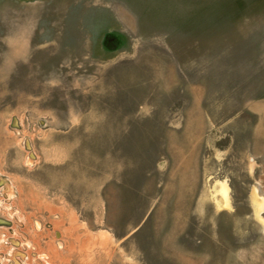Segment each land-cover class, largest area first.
Instances as JSON below:
<instances>
[{
	"label": "rangeland",
	"instance_id": "rangeland-1",
	"mask_svg": "<svg viewBox=\"0 0 264 264\" xmlns=\"http://www.w3.org/2000/svg\"><path fill=\"white\" fill-rule=\"evenodd\" d=\"M0 264H264V0H0Z\"/></svg>",
	"mask_w": 264,
	"mask_h": 264
},
{
	"label": "crops",
	"instance_id": "crops-1",
	"mask_svg": "<svg viewBox=\"0 0 264 264\" xmlns=\"http://www.w3.org/2000/svg\"><path fill=\"white\" fill-rule=\"evenodd\" d=\"M17 219L19 220V224H18V229L19 231L23 232V234L25 235H22V234H17L15 233L16 235V238H14L15 240L13 241V245L14 246H11L7 248V250L10 252V253H14V251L16 253H22L26 251V249L28 248V243H27V226H26V222H27V217L24 216L23 214L20 213V211H17ZM29 220V219H28ZM7 235V234H6ZM11 239V238H9ZM6 249V248H5ZM13 255V254H10V256ZM21 256V254H18ZM23 257V256H22Z\"/></svg>",
	"mask_w": 264,
	"mask_h": 264
},
{
	"label": "bare ground",
	"instance_id": "bare-ground-1",
	"mask_svg": "<svg viewBox=\"0 0 264 264\" xmlns=\"http://www.w3.org/2000/svg\"><path fill=\"white\" fill-rule=\"evenodd\" d=\"M223 194H225V191H223Z\"/></svg>",
	"mask_w": 264,
	"mask_h": 264
}]
</instances>
